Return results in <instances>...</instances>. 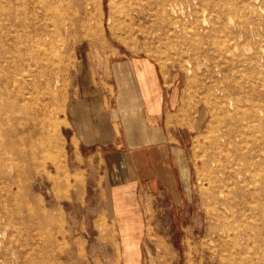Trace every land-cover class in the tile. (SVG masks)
Returning a JSON list of instances; mask_svg holds the SVG:
<instances>
[{"label": "rangeland", "instance_id": "obj_1", "mask_svg": "<svg viewBox=\"0 0 264 264\" xmlns=\"http://www.w3.org/2000/svg\"><path fill=\"white\" fill-rule=\"evenodd\" d=\"M256 1L207 0L201 7L198 0H138L139 17L131 20L123 0H0V63L16 79L5 86L0 75V133L1 111L10 104L20 123L0 159L9 220L1 227L0 264H264V0ZM216 4L236 7L225 24L231 33L245 15L254 20L237 46L221 45L226 35L213 27ZM131 59L156 63L193 123L179 198L172 204L155 186L148 194L154 200L142 201L141 224L115 200L119 185L107 210L101 168H92L99 159L74 151L68 122L79 88L110 82L112 65ZM232 74L245 98L237 115L249 120L246 139L234 136L224 150L239 186L229 194L230 211L212 194L221 178L213 142L234 109ZM29 144L32 158L24 150ZM245 157L258 166L238 175ZM112 211L121 215L119 231ZM217 212L224 218L215 223Z\"/></svg>", "mask_w": 264, "mask_h": 264}, {"label": "crops", "instance_id": "obj_2", "mask_svg": "<svg viewBox=\"0 0 264 264\" xmlns=\"http://www.w3.org/2000/svg\"><path fill=\"white\" fill-rule=\"evenodd\" d=\"M110 79L99 87L80 85L68 107L70 143L83 160L99 159L92 168H101L107 210L109 195L119 185L123 191L115 192V200L141 224L146 215L142 201L154 200L148 194L157 193L155 186L172 204L179 198L193 123L178 90L154 61L116 62ZM109 217L119 231L121 215L112 211Z\"/></svg>", "mask_w": 264, "mask_h": 264}, {"label": "bare ground", "instance_id": "obj_3", "mask_svg": "<svg viewBox=\"0 0 264 264\" xmlns=\"http://www.w3.org/2000/svg\"><path fill=\"white\" fill-rule=\"evenodd\" d=\"M249 1H253V0H249ZM259 1V0H258ZM256 1V2H258ZM198 2L200 3V6L203 7L205 5H208L207 4V0H198ZM253 3V2H252ZM126 8H127V11L125 12V15H128L130 16L131 20H135L136 17H139V15H136L138 13V8H139V3H138V0H123V3ZM217 6L216 9H215V15H216V18L219 20V24H216L217 26H214L215 23L213 24V27L215 28L216 31L218 32H221L224 34L225 36V41H223L221 43V45L225 48L228 49V44H232L231 41H233V43L235 42V45L237 46V39L238 37H240V34L242 31L245 30V28L250 24L254 25V20L252 22H249L248 19H247V15L244 16V19H242L240 22H238L236 24V32L235 33H231L230 31L226 30L225 28V24H226V20H229L231 21V18L233 16V14L235 15L237 13V9H235L234 7H230L229 6H226V5H223L222 6L216 4ZM206 7V6H205ZM214 7V8H215ZM208 8V6H207ZM221 8H224V11H221L220 9ZM248 12L250 13H253V11L255 13H257L258 9H255L254 6L251 4V3H248ZM249 15V14H248ZM255 16V15H254ZM252 16V17H254ZM252 19V18H251ZM206 21V20H204ZM259 22V21H258ZM232 23V22H231ZM250 27V26H249ZM205 29V28H204ZM168 30V29H166ZM230 30V29H229ZM257 31V30H256ZM261 31V30H260ZM157 32V31H156ZM220 33V34H221ZM165 38V37H164ZM214 39V38H213ZM212 39V40H213ZM220 39V38H218ZM216 43H219L218 41ZM215 44V42H214ZM217 45V44H216ZM219 46V45H218ZM221 47V46H220ZM231 48V47H230ZM215 49V48H214ZM217 50V47L216 49ZM221 50V49H220ZM219 51V50H218ZM229 56V55H228ZM4 57V56H3ZM3 57H0V59H2ZM4 61L7 62L8 59L5 57L4 58ZM235 70V69H234ZM239 70H243L242 72H245L244 69L242 68H239ZM1 73L3 74V77L5 78L4 80V85H9L10 83H15V77L13 76H10L6 73H4L3 69H2V65L0 63V75ZM234 81H235V84L233 88H231V91H232V94H234V98L232 99L233 101V104H231L232 108H234L232 110V112H229L227 110V116H228V121L226 120L223 124V129L221 130V136H220V146H219V143L217 144L216 142H213V146H215V148L217 149L218 148V153L220 155V162H215L214 164L216 165V167L220 166L219 167V172L221 173V178L220 180L217 182V191L215 194H212L215 199L217 200V202L222 205V207H224L223 209H228V201H229V194L231 193V191L233 189H235L236 187H239L237 186L235 183H233V179L234 177L232 175H230L228 172H227V168H226V163H229L231 161L230 157H229V154H224V150H226L225 148H227L229 145L232 144L233 142V137L236 136L238 137L239 139L242 140H245L246 137H247V132L245 130V126H247V122L248 120H246L245 118H241L239 117L237 114V110L238 108L240 107V104L244 102V96L242 95V93L239 91L238 92V88H236V86H240L241 85V82L238 81V78L232 74V76ZM242 81V80H241ZM57 82V81H56ZM55 82V83H56ZM258 83V80L256 81ZM259 84V83H258ZM262 85V84H261ZM251 87V86H250ZM44 91L43 93L44 94H49V90H48V87L47 85H45L44 87ZM229 88V87H228ZM248 89V87H247ZM255 89V88H254ZM245 90V89H244ZM254 91V90H253ZM226 92V91H225ZM51 93V92H50ZM251 94V93H250ZM5 97H7V94L5 95ZM252 100V98H251ZM255 100V99H254ZM10 101V100H8ZM230 101V99H229ZM231 101V102H232ZM249 101H250V97H249ZM256 103V102H255ZM254 103V104H255ZM230 104V103H229ZM251 104V103H250ZM225 105V104H224ZM251 106V105H250ZM20 107V106H19ZM246 107V105H245ZM253 107V106H251ZM42 108V107H41ZM248 108V107H247ZM245 108V109H247ZM259 108V107H258ZM257 108V109H258ZM21 109V108H20ZM43 109V108H42ZM248 110V109H247ZM2 115L5 116L6 118V121H5V124H6V127H4V130L1 131L0 133V159L3 158V155L6 153L7 151V146L5 145L6 143V140L8 139L9 141H13L12 140V137L11 136H16V134L18 135V131H17V125H19V121L14 117V114L16 113V108H14V105L10 104V106H7L6 109H3L1 111ZM262 114V113H261ZM248 115V114H247ZM250 122V121H249ZM24 123V122H23ZM246 123V124H245ZM251 123V122H250ZM249 127V126H248ZM255 128V127H254ZM250 130V129H249ZM220 132V131H219ZM29 140L31 139V133L28 132L27 136H26ZM251 139V138H250ZM243 143V142H242ZM238 144V142H237ZM244 144V143H243ZM25 152L26 153H29L31 155V152H32V149L30 147V144L27 145L25 148H24ZM23 150V151H24ZM257 151V150H256ZM255 152V151H254ZM244 154V153H243ZM29 155V156H30ZM247 156H250V154H248ZM239 157V156H238ZM31 158H32V155H31ZM259 158V156L257 157ZM245 161H241V165H239V172H238V175H241L243 174L244 172H248L249 171V167L250 166H258L257 162H256V159L255 158H250V157H245L244 158ZM233 161V160H232ZM235 162V161H233ZM233 167H236V166H233ZM10 169V168H9ZM232 171V170H231ZM236 172V171H235ZM0 173H3L1 167H0ZM2 182V181H1ZM237 183V182H236ZM240 184V183H239ZM244 185V184H243ZM213 186V185H212ZM244 187V186H243ZM252 194V193H251ZM12 196V194H11ZM5 203V202H4ZM2 199L0 200V234H2L1 232V227L3 225L6 226L7 223V217H6V208H5V205H4ZM215 209H213L214 211ZM218 210V209H217ZM28 211V210H27ZM226 211V210H225ZM231 211V210H230ZM228 212V211H227ZM31 215V214H30ZM30 218V217H29ZM211 218H213V220L215 221V223H218V221L221 219V218H224L223 217V214L222 213H216V214H213V216H211ZM9 221V220H8ZM244 227V226H243ZM5 228V227H4ZM27 229V228H26ZM5 231V230H4ZM6 233V232H5ZM28 238V237H27ZM14 239V238H12ZM26 239V238H25ZM34 239V238H33ZM40 241V240H39ZM19 244H20V241H19ZM264 252V251H263ZM225 253V252H224ZM225 255V254H224ZM246 255V254H245ZM249 258V257H248ZM23 259V257H22Z\"/></svg>", "mask_w": 264, "mask_h": 264}]
</instances>
